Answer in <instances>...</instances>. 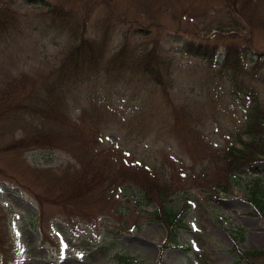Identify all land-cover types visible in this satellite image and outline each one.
Instances as JSON below:
<instances>
[{
    "label": "rangeland",
    "instance_id": "1",
    "mask_svg": "<svg viewBox=\"0 0 264 264\" xmlns=\"http://www.w3.org/2000/svg\"><path fill=\"white\" fill-rule=\"evenodd\" d=\"M58 1L72 18L88 15L84 36L104 43L103 63L126 44L119 82L61 83L64 103L54 113L68 126L41 117L53 70L76 43L44 16ZM6 5L17 20L0 38V98L10 99L0 117V264H230L234 240L238 251H264V162L230 177L217 198L201 178L218 180L209 154L249 140L233 79L252 87L263 107L264 84L178 51L190 41L211 44L218 63L236 43L264 58V0H0ZM139 48L156 53L160 85L137 68ZM70 123L83 127L82 138ZM35 131L58 132L62 141L16 148ZM99 154L130 167L121 171L127 182L101 178L92 161ZM85 169L86 180L96 173L99 181L69 202ZM143 170L153 186L175 187L165 205L181 213L176 244L152 216L163 196L147 200L129 182L145 179Z\"/></svg>",
    "mask_w": 264,
    "mask_h": 264
},
{
    "label": "trees",
    "instance_id": "2",
    "mask_svg": "<svg viewBox=\"0 0 264 264\" xmlns=\"http://www.w3.org/2000/svg\"><path fill=\"white\" fill-rule=\"evenodd\" d=\"M233 1L237 3L239 1L249 2L250 0ZM43 9H45L44 16L49 18L51 24H54L57 28L59 27L60 29L64 28L68 30V34L75 38L76 43L70 48L68 54L60 63L59 67H56L53 70V82L50 83L52 86L47 89L46 94L42 97L43 104L46 105V107H43L42 116L39 114L40 112L38 113L35 109L34 111L43 119L50 121L56 120L59 124L66 125L67 120L63 117V112L57 111L54 113V110H59L64 103V98H62L63 96H61L60 93H57L58 88L61 87V83H65L66 81H70L75 78L76 82L80 84L95 81L97 82L100 80H106L107 83H111L112 81L119 82L121 79V77H119L121 63L126 61V44L123 43L124 45L122 44L119 52H116L115 56H112L106 63H103L102 56L104 43H97L84 36L88 23V15L78 17L76 19L72 18L75 16L73 9L67 7L63 1H58L55 5H47ZM16 20V13L13 12L10 7L6 5L0 8V38L5 33L14 29L16 26L14 25V22H16ZM157 43L158 41L156 39L155 45ZM178 51L192 57L200 58L208 64H214V58L217 52L216 46L214 45L202 42L195 43L192 41L182 44ZM135 57L138 60L137 68L141 71V73L149 77L155 84L160 85L162 81L160 78L161 75H159L156 71L160 63L155 61L156 53L154 50L145 52L139 48ZM219 65L221 71L230 72L232 76H245L249 77L252 81L264 84V58L261 59L259 56L258 58L251 57L250 48L240 47V45L236 43L228 44ZM113 70H115L116 73L115 77H109V71ZM236 80V78L233 80L232 95L238 101L239 105L245 110L248 120L245 131L249 136V140L243 141L240 139V149H237L235 144L227 146L222 156H220V153L208 155V157H210L217 164L214 176L218 179L213 180L211 177V181H209L206 176L201 177L202 179L204 178L203 180L210 188L209 190H211L210 193L208 192L210 198L215 195L219 196L220 193L228 192L230 187H232V179L230 181V177L234 174L238 172H245L246 170L252 168L256 169L264 162V107L261 106L257 94L252 87ZM8 100L10 99L0 98V117H2L7 111L2 109L1 106L4 101L6 102ZM21 101L22 99L20 98V102ZM20 102L18 103L19 106H23L22 102ZM14 103L15 100L9 101V104L12 107L14 106ZM56 107L58 108L56 109ZM46 114H53V116L49 117ZM72 127L74 129V133L79 138H82L83 133L80 129L83 127H77L75 124L72 125ZM52 133H56L58 136L54 137V134ZM31 135V139L22 140L16 148H50L56 147L52 144L58 145L62 141V135L55 131H52L51 133H40L39 131H35L32 132ZM108 157L110 158L109 155ZM107 160L108 158H105V156L101 154L96 155L92 159L93 163H95L99 169L100 177H108L112 186L115 181H124L126 177L121 178L122 174H124L122 173V169L127 171V168L130 167L125 166L123 162H120V166L117 169L114 165L109 164ZM92 167L95 168V165L93 164ZM143 171V177H145V179L140 181L131 179L129 182L139 185L144 191V198L147 200H149L151 196L157 192L160 196H163L159 198L160 203L153 211L152 216L156 221L163 223L169 229L168 238L171 244H176L178 232L182 229V227L179 226V223L182 222V219L180 218L181 213L174 212L165 205L167 198L175 193V187L172 189L169 185L153 186L151 181L148 179L151 176L146 172L148 170ZM89 172H91V170L85 169L84 174L74 179L77 180L82 177L70 187L71 199L69 202H79V198L84 194V192L88 193L90 189L97 185L99 181L98 178L100 177L95 173L92 176V179L95 178L92 183L90 180H86V175ZM137 174L139 173L133 172V178L137 177ZM150 179L152 180L153 178ZM125 182L127 181H124V183ZM205 189H207V187ZM262 215L264 216V213H262ZM233 247L235 248L232 250L234 256L230 264H257L255 260L264 256V251L260 250L238 251L236 240L233 242ZM124 262L122 264H124Z\"/></svg>",
    "mask_w": 264,
    "mask_h": 264
}]
</instances>
